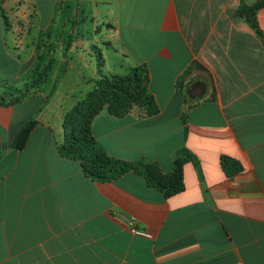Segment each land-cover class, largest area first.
<instances>
[{"label": "crops", "instance_id": "crops-1", "mask_svg": "<svg viewBox=\"0 0 264 264\" xmlns=\"http://www.w3.org/2000/svg\"><path fill=\"white\" fill-rule=\"evenodd\" d=\"M256 1L1 0L0 77L51 67L33 95L0 105V264H264V8L256 26L236 16ZM136 67L158 113L103 108L91 135L105 162L168 177L182 160L184 189L170 198L59 152L64 115L97 77ZM222 157L242 171L227 177Z\"/></svg>", "mask_w": 264, "mask_h": 264}, {"label": "trees", "instance_id": "trees-1", "mask_svg": "<svg viewBox=\"0 0 264 264\" xmlns=\"http://www.w3.org/2000/svg\"><path fill=\"white\" fill-rule=\"evenodd\" d=\"M261 8H264V0H257L252 6L241 5L236 11V16L245 17L249 23L256 26L254 14ZM0 13L5 28H8L9 23L5 12L1 8V0ZM98 57L101 60V56ZM50 67L51 61L46 65H43L40 61L25 77L24 90L13 86V83L0 77V105H15L37 92L49 77ZM128 73V78L132 79L133 88L135 90H141L142 97H144L143 102L136 104L135 97L133 96L134 94H130L122 96V98L115 96L107 102L97 105L98 101L101 102L104 98L105 91L100 88V83L95 80L93 91L89 92L82 100L78 101L75 106L64 115L62 123L63 141L59 145V152L66 158L78 161L83 166L86 174L96 177L99 180H115L125 173L132 172L143 178L149 188L160 192L165 198H170L182 192L184 189L182 160L176 162L174 171L168 177L160 173L159 167L155 163H145L143 161L133 163L105 162L91 135V121L103 108H106L111 115L116 117L124 116L133 105L143 107L148 116L158 113V107L146 88L145 68H132ZM57 83L58 81L56 84ZM54 91L55 87L47 101L52 97ZM34 125V121H29L16 134L13 141V145L16 148H22L26 144ZM183 152L185 156L191 158L196 165L195 159L187 150H183ZM220 164L227 177H233L242 171L241 165L228 157H222ZM89 165L92 166L93 171H89ZM104 175L107 176L105 177Z\"/></svg>", "mask_w": 264, "mask_h": 264}, {"label": "rangeland", "instance_id": "rangeland-1", "mask_svg": "<svg viewBox=\"0 0 264 264\" xmlns=\"http://www.w3.org/2000/svg\"><path fill=\"white\" fill-rule=\"evenodd\" d=\"M97 63H102V60L99 57H96ZM129 73L125 72L122 74H115V73H105L102 72L96 79V82L100 83V88L105 91V96L102 101H98L97 105L107 102L109 99L115 96H122L133 95L135 97L136 104L143 102L141 90H135L132 86V79L128 78ZM25 80V79H24ZM21 83H13V86H16L22 90L25 89L24 84L25 81ZM129 105V103H128ZM127 105V106H128Z\"/></svg>", "mask_w": 264, "mask_h": 264}, {"label": "built area", "instance_id": "built-area-1", "mask_svg": "<svg viewBox=\"0 0 264 264\" xmlns=\"http://www.w3.org/2000/svg\"><path fill=\"white\" fill-rule=\"evenodd\" d=\"M127 225L131 228V231L134 233V234H137V235H140V236H147V234L143 233V232H140L138 231L136 228H135V222H134V219L133 218H128V219H125Z\"/></svg>", "mask_w": 264, "mask_h": 264}]
</instances>
